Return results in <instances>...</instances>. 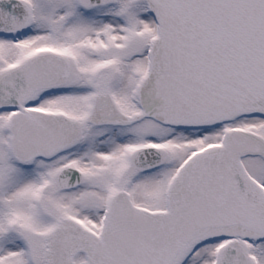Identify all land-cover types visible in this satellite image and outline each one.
Returning a JSON list of instances; mask_svg holds the SVG:
<instances>
[{"label":"snow or ice","instance_id":"snow-or-ice-1","mask_svg":"<svg viewBox=\"0 0 264 264\" xmlns=\"http://www.w3.org/2000/svg\"><path fill=\"white\" fill-rule=\"evenodd\" d=\"M0 264H264V0H0Z\"/></svg>","mask_w":264,"mask_h":264}]
</instances>
